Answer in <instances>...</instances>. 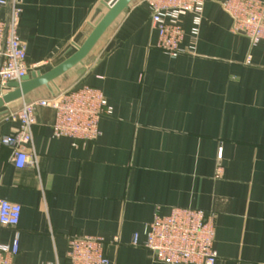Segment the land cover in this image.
<instances>
[{"label": "crops", "instance_id": "1", "mask_svg": "<svg viewBox=\"0 0 264 264\" xmlns=\"http://www.w3.org/2000/svg\"><path fill=\"white\" fill-rule=\"evenodd\" d=\"M225 1L205 0L197 37L192 15L179 16L187 53L172 58L156 47L147 0H136L56 81L54 93L89 86L104 94L113 114L95 142L54 139V111L38 109L29 146L36 166L19 170L1 138L18 131L8 117L24 100L0 110V200L22 209L15 264H70L72 236L104 239L111 264H160L132 237L143 241L156 210L173 208L216 215V264H264V42L233 33ZM18 2L27 62L41 74L73 55L110 6ZM50 96L41 89L25 101ZM14 236L1 229L0 243Z\"/></svg>", "mask_w": 264, "mask_h": 264}, {"label": "built area", "instance_id": "2", "mask_svg": "<svg viewBox=\"0 0 264 264\" xmlns=\"http://www.w3.org/2000/svg\"><path fill=\"white\" fill-rule=\"evenodd\" d=\"M153 29L158 33L157 49L176 58L187 52L181 48L184 30L178 22L181 14L192 15V34L197 37L203 20L205 0H147ZM224 12L232 21V31L246 37L252 46L264 42V0H226ZM6 13L2 17V13ZM22 9L18 0H0V97L9 90V83H21L31 75L27 62V48L19 36ZM51 109L55 117L52 125L54 139L67 138L74 146L80 142H95L101 136L100 121L113 114L104 94L83 86L58 90L53 96L34 101H22L19 109L9 115L18 123V131L1 138V144L12 150V163L22 170L36 166V158L29 146L33 141L38 109ZM222 149L218 159H221ZM222 168L217 169V177ZM22 209L18 204L0 200V230L15 232L10 245L0 243V264H15L19 254L17 232ZM132 237L131 245L150 251L160 264H216V215L192 208H173L166 216L157 209L153 220L143 232ZM118 244V238L112 241ZM107 243L92 236L69 238L70 264H111L106 255Z\"/></svg>", "mask_w": 264, "mask_h": 264}, {"label": "water", "instance_id": "3", "mask_svg": "<svg viewBox=\"0 0 264 264\" xmlns=\"http://www.w3.org/2000/svg\"><path fill=\"white\" fill-rule=\"evenodd\" d=\"M134 1L136 0H103L102 7H108L107 5L110 4L107 12L96 22L84 43L77 47L76 52L45 74L33 72L21 83H9L6 87L10 91L0 97V110L25 100L41 89H46L53 96L56 81L84 63L106 32Z\"/></svg>", "mask_w": 264, "mask_h": 264}, {"label": "rangeland", "instance_id": "4", "mask_svg": "<svg viewBox=\"0 0 264 264\" xmlns=\"http://www.w3.org/2000/svg\"><path fill=\"white\" fill-rule=\"evenodd\" d=\"M232 29V28H231ZM250 42V41H249Z\"/></svg>", "mask_w": 264, "mask_h": 264}]
</instances>
